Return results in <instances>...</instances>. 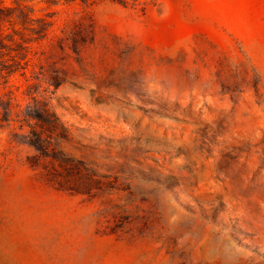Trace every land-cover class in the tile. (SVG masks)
<instances>
[{"label": "rangeland", "instance_id": "1", "mask_svg": "<svg viewBox=\"0 0 264 264\" xmlns=\"http://www.w3.org/2000/svg\"><path fill=\"white\" fill-rule=\"evenodd\" d=\"M0 7V264H264V0Z\"/></svg>", "mask_w": 264, "mask_h": 264}, {"label": "trees", "instance_id": "2", "mask_svg": "<svg viewBox=\"0 0 264 264\" xmlns=\"http://www.w3.org/2000/svg\"><path fill=\"white\" fill-rule=\"evenodd\" d=\"M17 5L19 6L20 4ZM4 10L10 9L7 7H0V13ZM15 35H19V37L14 38V33L12 35L5 34L0 26V83H6L10 76L15 74L17 60L26 49V44L29 41L28 38L24 37L21 31L16 32ZM4 58H6V60ZM10 60H12V63L8 62Z\"/></svg>", "mask_w": 264, "mask_h": 264}]
</instances>
